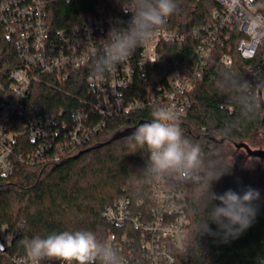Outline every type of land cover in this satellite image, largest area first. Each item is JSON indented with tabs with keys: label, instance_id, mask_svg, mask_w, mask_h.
Instances as JSON below:
<instances>
[{
	"label": "trees",
	"instance_id": "trees-1",
	"mask_svg": "<svg viewBox=\"0 0 264 264\" xmlns=\"http://www.w3.org/2000/svg\"><path fill=\"white\" fill-rule=\"evenodd\" d=\"M126 3L127 0H54L49 10L50 25L57 33L103 13L126 20L130 14H125L121 6ZM175 3L177 8L165 24L170 29L188 32L213 22L216 4L212 0ZM196 45L191 38L183 44L165 43L162 52L166 60L151 70L150 85L163 83L176 72L190 73L196 65ZM235 45L236 42L231 43L221 51L230 56L231 64L215 61L208 65L188 95L191 110L180 121L184 137L200 145L205 166L228 171L213 181L210 189L206 181L188 188L189 240L178 264H264V204L260 199L255 202L258 211L253 225L235 239L224 242L221 236L202 233L199 228L207 191L222 194L228 189L240 192L248 186L256 189L252 178L247 179L239 165L228 162L234 156L229 147L248 143L252 135L264 128V111L257 96L248 95L240 87L247 77L248 62ZM21 65L11 44L0 43V80L8 84L10 71ZM30 101L37 105L36 115L41 116L63 113L68 118L85 105L90 113L95 112L94 96L84 72H74L66 82L54 75H41L32 83ZM155 107L160 106L108 120L90 144L64 155L59 163L46 154L34 167L17 162L11 175H0V239L5 247L0 249V264H17L13 258L28 257L21 241L37 235L91 231L105 241L109 233L116 231L103 220L102 211L107 204L123 195L150 202L153 178L146 173L148 152L131 147L130 136L109 141L142 120L150 122ZM14 131L18 133L16 154L33 153L36 144L28 133L20 127ZM209 227L217 231V225L211 222Z\"/></svg>",
	"mask_w": 264,
	"mask_h": 264
},
{
	"label": "built area",
	"instance_id": "built-area-1",
	"mask_svg": "<svg viewBox=\"0 0 264 264\" xmlns=\"http://www.w3.org/2000/svg\"><path fill=\"white\" fill-rule=\"evenodd\" d=\"M53 1L0 0V43H10L22 62L10 71L8 84L0 80V175L4 177L14 172L17 162L34 167L46 154L59 163L64 155L90 144L108 120L141 109L172 107L181 121L192 107L188 95L208 65L215 61L231 64L230 56L221 53L231 43L236 42V50L248 62L241 89L258 100L261 93L264 101V0H212L216 4L212 23L188 32L165 25L125 62L100 77L93 75L92 66L101 39L119 21L126 26L130 16L122 20L111 13L96 14L81 25L54 33L49 21ZM88 30L92 40L87 39ZM188 38L197 43L194 69L188 74L173 73L165 82L150 85L151 70L166 60L162 46L183 44ZM76 71L84 72L94 96V114L85 105L68 118L63 113L36 115L37 105L30 101L32 83L45 74L66 82ZM15 127L24 129L36 144L33 153L16 154ZM198 183L153 178L150 202L123 195L107 204L102 217L116 231L105 241L118 249L125 264H178L189 240L188 188ZM13 260L31 264L29 257ZM42 264L61 262L46 260Z\"/></svg>",
	"mask_w": 264,
	"mask_h": 264
},
{
	"label": "clouds",
	"instance_id": "clouds-1",
	"mask_svg": "<svg viewBox=\"0 0 264 264\" xmlns=\"http://www.w3.org/2000/svg\"><path fill=\"white\" fill-rule=\"evenodd\" d=\"M121 6L125 14H130V19L126 26H122L123 21L111 26L101 39L103 43L92 66L94 76H103L151 41L177 8L175 0H127ZM88 31L87 39H91V30ZM129 140L131 147L148 152L146 173L157 180L172 177L178 182L206 181L210 189L211 183L228 171L205 166L200 145L184 137L179 113L172 107H155L151 121L136 127ZM259 199L260 192L251 186L240 192L207 191L200 232L221 236L224 242L239 237L253 225L258 211L255 202ZM209 222L217 225L216 232L211 230ZM21 244L31 264L46 260L61 264H125L113 244L99 240L91 231L37 235L25 238Z\"/></svg>",
	"mask_w": 264,
	"mask_h": 264
},
{
	"label": "rangeland",
	"instance_id": "rangeland-1",
	"mask_svg": "<svg viewBox=\"0 0 264 264\" xmlns=\"http://www.w3.org/2000/svg\"><path fill=\"white\" fill-rule=\"evenodd\" d=\"M246 144L254 151H264V128L252 135ZM235 147H229L231 150L233 149L232 155L234 156L229 157L228 162L236 163L241 168L242 174L247 176V179L252 178V183L260 192V201L264 204V160L259 159L257 161L245 149Z\"/></svg>",
	"mask_w": 264,
	"mask_h": 264
},
{
	"label": "water",
	"instance_id": "water-1",
	"mask_svg": "<svg viewBox=\"0 0 264 264\" xmlns=\"http://www.w3.org/2000/svg\"><path fill=\"white\" fill-rule=\"evenodd\" d=\"M259 102H260V106L262 107V109L264 111V101H263V99L261 97V93H260ZM145 122H149V121L142 120L137 125H135V126H133L131 128H128V129H126V130H124V131H122L120 133H117L116 135H114L112 137V139L109 142L111 143V142L116 141V140H118L120 138H124V137L130 136L131 133L135 131L136 127H138L140 124H143ZM235 146L237 148H240V149H245L249 153V155L254 157V158L259 157L260 159L264 160V151H254L246 143H243V144L236 143ZM0 249L5 250V247H4L1 239H0Z\"/></svg>",
	"mask_w": 264,
	"mask_h": 264
}]
</instances>
